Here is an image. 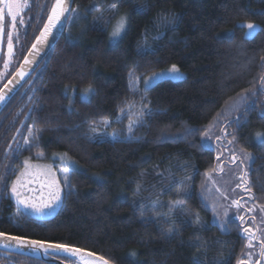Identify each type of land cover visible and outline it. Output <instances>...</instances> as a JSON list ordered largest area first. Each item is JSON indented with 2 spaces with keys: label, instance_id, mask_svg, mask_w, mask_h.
<instances>
[{
  "label": "trees",
  "instance_id": "obj_1",
  "mask_svg": "<svg viewBox=\"0 0 264 264\" xmlns=\"http://www.w3.org/2000/svg\"><path fill=\"white\" fill-rule=\"evenodd\" d=\"M53 3L29 0L22 54ZM73 8L58 43L0 114V231L114 264H239L248 235L216 214L208 175L219 157L203 135L224 129L251 153L243 193L264 205V0H74ZM120 14L127 27L113 42ZM249 22L258 26L251 35ZM172 65L184 77L129 88L130 72ZM133 97L145 109L139 124L130 138H112ZM107 120L108 132H96ZM57 152L75 161L60 209L46 218L18 211L10 191L24 159Z\"/></svg>",
  "mask_w": 264,
  "mask_h": 264
},
{
  "label": "rangeland",
  "instance_id": "obj_2",
  "mask_svg": "<svg viewBox=\"0 0 264 264\" xmlns=\"http://www.w3.org/2000/svg\"><path fill=\"white\" fill-rule=\"evenodd\" d=\"M29 1V0H28ZM29 4V2H28ZM126 14H120L116 17L111 23V33L113 31L114 26L121 16ZM256 27L253 30L248 29V33L251 35L257 29L258 26L254 24ZM127 27V25H126ZM125 27V30H126ZM125 30L118 37H112V41L116 42L119 40L124 34ZM112 36V35H111ZM6 50L2 59V66L0 68V73L5 75L7 69L4 67V62L6 60L9 61V65L13 60V56L15 54V50L13 49V54L11 58L8 55V45L6 40ZM171 67L160 70L153 73H162L155 78L148 79V82L145 83L146 78L152 77L153 73L149 75H145L142 77L141 73H134V77H130L129 82L133 81L135 77H138V80H134V83H130V89L132 92L137 91L142 85L145 88L150 87L158 80L162 78H172V79H180L184 77V72L179 69L178 73L170 74L168 70ZM3 75V76H4ZM2 78H0L1 81ZM144 108L142 106V100L136 98H131L127 100L125 104L121 107L119 111V116L115 118L116 120H121L124 116H128L126 122L124 123L123 128L116 129L109 134L112 138L124 137L130 138L133 134L135 127L139 124L142 115L144 114ZM109 120V119H108ZM107 120V121H108ZM110 121H108L109 123ZM103 124V122H102ZM101 125V124H100ZM98 125V126H100ZM107 124L104 123L100 128L95 129L96 132H102L104 130L105 134L108 132L107 129L103 127ZM131 127V131L129 128ZM124 131V132H123ZM231 141V143H230ZM203 143L208 147H213L218 152V162L217 167L214 171L210 172L208 175V184L211 189L216 194L218 204L216 214L219 218L224 220L235 219L242 223L247 227L248 230L255 233V238L252 240V246L249 247V235L246 241V246L244 249V257L245 260L251 264H264V256H261V250L264 245L261 244V241L264 240V211L261 209L264 208V205H258L252 203L248 197L243 193V184L245 180L246 172H249L252 163V155L251 158L245 159L243 156V152L250 153L238 146L236 140L231 135H226L224 129L221 128H210L203 135ZM28 141L26 142V145ZM62 152L54 153L50 160L43 159L42 155L37 160H29V162L33 165L41 166L38 169H33V175L26 177V181H32V183L28 184L29 188L35 189V192H25V196H35L37 200L44 195L45 199L47 198V189H44L43 193L41 192V184L45 183L48 177L44 174L47 168L50 166L52 173L55 174L56 179L61 185V200L57 202L50 209H45L43 213L36 212L31 208H27L22 204H19L14 195L11 194L13 200L16 203L18 211H22L32 215L36 218H46L53 216L60 209L63 201L64 192L68 189L69 182L65 184L64 176L65 173L61 171L63 168L68 169V181L70 180L71 167L75 163L73 159H71L68 155L64 157ZM251 154V153H250ZM62 157H64L62 159ZM24 159V161H25ZM23 161V162H24ZM243 161V162H241ZM24 165L20 169H23ZM19 171V172H20ZM244 179H241V178ZM16 179V178H15ZM237 185H242L241 187H237ZM233 201L239 202V207L233 204ZM249 234V233H248ZM261 261V263H259Z\"/></svg>",
  "mask_w": 264,
  "mask_h": 264
},
{
  "label": "snow or ice",
  "instance_id": "obj_3",
  "mask_svg": "<svg viewBox=\"0 0 264 264\" xmlns=\"http://www.w3.org/2000/svg\"><path fill=\"white\" fill-rule=\"evenodd\" d=\"M0 4H2V7H0V40H2L5 36V9H7V14L11 17L12 20V31H7V45H8V55L11 58L13 54V38L14 34L16 33V21L17 17L21 16L22 12L29 6L28 0H0ZM113 8L116 7L115 4L112 5ZM78 11L77 8H70L68 6V0H55V2L51 6L50 13L47 17V22L44 23L43 29L40 30V34L36 36L35 43L32 45V49H30V53L32 54L33 58L35 55L39 53L41 50L40 46H43L47 41L48 37L52 34L53 30L57 28L58 25L62 23V17H65L66 13H75ZM25 21L23 18L20 19L19 23L23 24ZM127 25V16H121L119 20L117 21L116 25L113 28V31L111 33L112 37H118L120 34L125 30V27ZM247 29L253 30L256 26L249 22L246 25H244ZM16 38L18 39V34L16 35ZM33 60H30L27 56L24 58V64L28 65L31 64ZM4 67L7 69L9 67V61L6 60L4 62ZM170 74L178 73L179 69L176 65H172L171 68L168 70ZM4 74L0 73V78L3 77ZM26 73L21 68L18 69L16 72V81L19 82V80H22L25 77ZM130 77H134V73L129 74ZM159 75H162V73H153L152 77L146 78L145 83L148 82V79L155 78ZM138 77H135L134 80H138ZM133 81H130V83H134ZM262 83H264V77H261ZM13 80H9L8 84H13ZM8 85H5V88H7ZM86 91H91V88L87 89ZM6 98V93L4 92V89H0V102H3ZM243 98V97H242ZM108 122L105 121V124ZM131 131V127L129 128ZM257 137H261L260 133L256 134ZM264 142V141H262ZM231 143V141H230ZM39 155V154H38ZM67 154H64V157H66ZM243 156L245 159L251 158V154L247 152H243ZM62 157V159L64 158ZM243 162V161H241ZM23 169L19 172V174L16 176V179L11 184V194L15 196L17 202L19 204L24 205L27 208H31L36 212L43 213L45 209H50L54 205L57 204L61 200V185L58 182V180L55 177V174L52 173L50 166L45 171V175L48 177L47 181L45 183L41 184V192L43 193L44 189H47V198L45 199L44 195H41L39 200L33 195V196H25L24 193L27 192H35V189L29 188L28 184L32 183V181H26V177L33 175V169H38L41 166L39 165H33L29 162V160L25 159L23 162ZM62 172L65 173L64 181L65 184H67L68 181V169L63 168L61 169ZM4 179V177L0 176V180ZM241 179H244L243 177ZM242 185H237V187H241ZM233 204L239 207L238 201H233ZM264 211V208L261 209ZM196 223H199V219L197 218ZM169 233H172L174 229L169 228ZM246 232L249 233V247L252 246V240L255 238V233L251 232L250 230L246 229ZM0 238H4L6 243L5 247H12V241L15 242V246L18 247H30L33 252L39 254L43 253L45 255H51L53 250L56 251H62L67 253L66 259L69 260V264H110L109 260H107L104 256H97L96 253L89 252L85 249L73 247L67 244H54L49 243L47 241L42 240H31L26 237L21 236H8L5 233H0ZM261 244L264 245V240L261 241ZM132 255H135V253H132ZM261 256H264V247H262L261 250ZM239 264H243V262H239Z\"/></svg>",
  "mask_w": 264,
  "mask_h": 264
},
{
  "label": "water",
  "instance_id": "obj_4",
  "mask_svg": "<svg viewBox=\"0 0 264 264\" xmlns=\"http://www.w3.org/2000/svg\"><path fill=\"white\" fill-rule=\"evenodd\" d=\"M54 2H55V0H54ZM73 4H74V0H68V6L70 8H73ZM1 6H2V4H0V7ZM70 15H71V13H66L65 17H67V18L62 17V23L60 25H58L57 28H55L53 30L52 34L48 37V41L43 46H40L41 50L33 58L32 54L30 53L29 50L32 49V45H33V43H35L36 37L34 38L32 44L30 45L26 54L24 55V58L27 56L30 60H33V62L31 64L25 65L24 64V58H23L21 63L19 64L18 68L15 70V72L11 75V77L7 80V82L1 88V89H4V92L6 93V98L3 102H0V113L5 108V106L9 103V101L16 95V93L29 81V79L32 77V75L36 72V70L39 68V66L45 61L46 57L49 55V53L52 51V49L58 43V41L60 40L61 36L64 33V30L67 26ZM46 22H47V18H46L44 23H46ZM43 26H44V24H43ZM43 26L41 27V29H43ZM40 30L36 36H38L40 34ZM3 44H4V38L2 40H0V58H1V54H2ZM21 68L25 71L26 75L22 80H19V82L17 83V82H15L17 79L16 72L18 69H21ZM9 80H13L14 83L8 84ZM6 84L8 85L7 88H5ZM26 120H27V117L21 123L16 135L14 136L13 142L15 141L17 136L20 134L22 128L25 125ZM240 224L242 226H244L242 223H240ZM244 227L246 230L247 227L246 226H244ZM0 233H5V232L0 231ZM246 233H247V235H249L248 232H246ZM5 234H7L8 236H18V235L9 234V233H5ZM21 237H23V236H21ZM26 238H28V237H26ZM28 239L38 240V239H33V238H28ZM42 241H44V240H42ZM47 242L54 243V242H50V241H47ZM5 243H6L5 239L0 238V249L11 251V252L21 253V254H24L26 256L34 257L36 259L45 261L49 264H69V262L62 259V258H66L68 254L65 252H62V251L53 250L51 255H45L43 253L37 254V253L33 252V250L30 247L15 246L14 241L11 242L13 245L12 247H5L4 246ZM54 244H60V243H54ZM70 246H72V245H70ZM73 247H77V246H73ZM77 248H81V247H77ZM81 249H84V248H81ZM85 250H87L89 252H93V251L88 250V249H85ZM93 253H95V252H93ZM96 254H97V256H101L98 253H96ZM261 261L262 260H260L259 263H261ZM109 262H110V264H114L111 261H109ZM242 262H243V264H251V263L247 262L245 259ZM77 264H78V262H77Z\"/></svg>",
  "mask_w": 264,
  "mask_h": 264
},
{
  "label": "flooded vegetation",
  "instance_id": "obj_5",
  "mask_svg": "<svg viewBox=\"0 0 264 264\" xmlns=\"http://www.w3.org/2000/svg\"><path fill=\"white\" fill-rule=\"evenodd\" d=\"M28 9L29 8L27 7L22 12L21 16L17 17L16 33L14 34V38H13V49L15 50V54L13 56V60H12L11 64L9 65V67L7 68V70L5 72V75L2 77V79L0 81V89L7 82V80L11 77V75L15 72V70L18 68L19 64L21 63L22 59L24 58V55L26 54V53L24 54V52L22 54V51H24V41L27 43L28 40H29L28 39L29 38V35H28V30H29L28 19H29L30 16L27 13V12H29ZM21 18H23L24 21H25L23 24L19 23ZM4 23H5V36H4V44H3L2 54H1V58H0V68L2 66V59H3V56H4L5 50L7 48L6 47V40H7L6 33H7V31H12V27H11L12 20H11V17L7 14V9H5V20H4ZM17 34H18V39L16 38ZM27 87H26L25 90L28 89ZM29 113L30 112L27 113L26 117L29 116ZM25 118H23V120ZM23 120H22V122H23ZM21 123H20V125H21ZM18 129H17V131H18ZM23 129H24V127L22 128V130ZM22 130H21V132H22ZM17 131H16V133H17ZM16 133H15V135H16ZM19 135L17 136V138L19 137ZM17 138L13 142V139H14V137H13V139H12V141H11L9 147H8V152L11 151V148L15 144ZM24 256H26V255L21 254V253H17V252H11V251L0 249V264H49V263H47L45 261H42V260H39V259L32 260V259L25 258ZM62 259H64L65 261L69 262V260L66 259V258H62Z\"/></svg>",
  "mask_w": 264,
  "mask_h": 264
},
{
  "label": "crops",
  "instance_id": "obj_6",
  "mask_svg": "<svg viewBox=\"0 0 264 264\" xmlns=\"http://www.w3.org/2000/svg\"><path fill=\"white\" fill-rule=\"evenodd\" d=\"M19 174V173H18ZM10 193H11V191H10ZM65 193V192H64ZM63 197H64V195H63Z\"/></svg>",
  "mask_w": 264,
  "mask_h": 264
}]
</instances>
